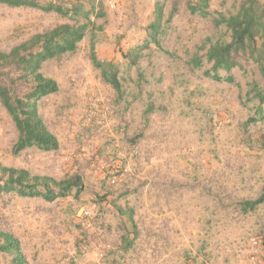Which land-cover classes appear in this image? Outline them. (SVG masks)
<instances>
[{
	"label": "rangeland",
	"instance_id": "rangeland-1",
	"mask_svg": "<svg viewBox=\"0 0 264 264\" xmlns=\"http://www.w3.org/2000/svg\"><path fill=\"white\" fill-rule=\"evenodd\" d=\"M36 1L63 7L81 1L88 10L93 5L97 29L88 32L77 53L43 67L59 85L57 94L40 102L58 151L14 155L18 132L0 102L3 164L57 180L77 174L84 182L79 202L0 194V230L20 240L29 264H264V207L241 210L264 185V119L246 126L257 105L249 85L264 87V81L252 62L232 71L235 84L205 76L208 63L195 71L187 65L188 55L208 39L228 40L226 28L191 15L187 4L195 0H180L163 38L173 56L145 51L140 65L149 83L138 85L136 69L122 53L148 39L156 0ZM240 1L211 0L210 7L234 12ZM171 10L169 1L167 17ZM65 23L73 22L54 12L0 4V52ZM92 52L120 66L128 81L123 102L93 66ZM7 72L2 81L10 85L17 75ZM12 90L23 97L31 86L18 83ZM147 93L166 108L145 124ZM117 207L130 209L136 223L138 237L127 252L121 243L127 218ZM82 209L89 215L81 216ZM10 262L0 254V264Z\"/></svg>",
	"mask_w": 264,
	"mask_h": 264
},
{
	"label": "trees",
	"instance_id": "trees-1",
	"mask_svg": "<svg viewBox=\"0 0 264 264\" xmlns=\"http://www.w3.org/2000/svg\"><path fill=\"white\" fill-rule=\"evenodd\" d=\"M172 2V10L166 16L167 3ZM91 5L92 0H88ZM211 0H195L187 4L191 15H200L211 18L216 27H225L229 34L228 40L212 42L200 50V54L188 55L187 62L191 71L202 69L206 63L210 68L204 75L216 82L235 84L232 71L241 68L243 61L252 62L264 81V0H241L234 12L212 11ZM0 4L10 8H34L46 13H57L69 18L73 23L60 24L43 33L33 35L30 39L12 48L9 52H0V102L10 115L18 132V139L13 145L12 153L19 155L28 149H38L43 152H56L59 150V141L49 129L40 113V102L59 92L58 83L43 74V67L49 61L61 60L65 56L78 52L81 42L88 32L97 29L92 21L95 8L88 10L81 1L70 7L55 4H40L36 0H0ZM180 0H156L153 20L149 25V36L145 43L139 47L122 53V58L127 66L134 67L137 73V84L149 83L141 61L147 56L149 50L173 56L163 47L165 27L178 14ZM102 16L101 14L96 15ZM93 66L100 71L103 82L109 85L116 94V100L121 103L127 95V79L121 76L120 66L114 62L99 59L95 52L91 54ZM14 72L16 79H10V85L4 83L2 78ZM225 73V76L221 75ZM161 82L162 79L160 78ZM19 84L30 85L31 91L23 97H18L12 90ZM13 86V87H11ZM249 94L252 100L257 101L255 115L246 121L250 126L264 119V87L256 82L249 85ZM166 107L157 106L154 94L147 93L142 114L143 122L147 124L152 114L165 110ZM143 133L131 138L132 143H137ZM84 192V182L79 175H72L62 180H57L47 175H36L22 168L6 166L0 160V194H13L21 198H41L53 203L59 199L72 198L79 202ZM264 207V185L258 198L241 203L244 214ZM120 215L127 218L126 230L121 239L124 251H129L137 240V229L133 212L129 209L117 207ZM0 254L11 257L10 264H29L20 240L12 233L0 230Z\"/></svg>",
	"mask_w": 264,
	"mask_h": 264
},
{
	"label": "built area",
	"instance_id": "built-area-1",
	"mask_svg": "<svg viewBox=\"0 0 264 264\" xmlns=\"http://www.w3.org/2000/svg\"><path fill=\"white\" fill-rule=\"evenodd\" d=\"M116 5H115V3H111V7L112 8H114ZM88 209H82V211H81V216H83V217H86V216H88L89 215V211H87Z\"/></svg>",
	"mask_w": 264,
	"mask_h": 264
}]
</instances>
